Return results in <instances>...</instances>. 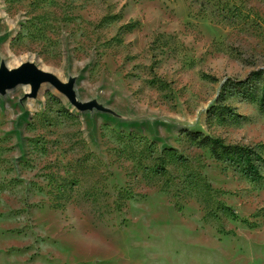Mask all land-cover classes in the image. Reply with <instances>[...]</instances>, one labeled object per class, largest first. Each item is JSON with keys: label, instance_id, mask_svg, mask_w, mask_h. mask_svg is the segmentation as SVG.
<instances>
[{"label": "rangeland", "instance_id": "374dc122", "mask_svg": "<svg viewBox=\"0 0 264 264\" xmlns=\"http://www.w3.org/2000/svg\"><path fill=\"white\" fill-rule=\"evenodd\" d=\"M27 62L95 106L0 96V264H264V159L189 136L264 152L257 99L208 117L264 73V0H0V66Z\"/></svg>", "mask_w": 264, "mask_h": 264}, {"label": "trees", "instance_id": "16d2710c", "mask_svg": "<svg viewBox=\"0 0 264 264\" xmlns=\"http://www.w3.org/2000/svg\"><path fill=\"white\" fill-rule=\"evenodd\" d=\"M240 95L244 98L257 99L259 104L264 106V73L260 71L250 72L245 79L228 80L221 86V93L217 99L216 105L208 112V117H224L225 110L224 102L228 97ZM189 136L200 145L208 148L210 153L216 160L227 159L234 163L238 168L242 169L248 177L256 179L259 176V169L256 162L263 161L264 155L255 148L240 147L237 145H225L220 138H212L203 133H189Z\"/></svg>", "mask_w": 264, "mask_h": 264}, {"label": "water", "instance_id": "95a60500", "mask_svg": "<svg viewBox=\"0 0 264 264\" xmlns=\"http://www.w3.org/2000/svg\"><path fill=\"white\" fill-rule=\"evenodd\" d=\"M43 86L61 93L73 107L80 110L95 106L92 102L79 100L75 78H69V81L65 83L50 71L41 70L32 62L11 69L4 64L0 66V96L2 97L7 96L14 90L29 87V91L23 95V99L36 98Z\"/></svg>", "mask_w": 264, "mask_h": 264}, {"label": "bare ground", "instance_id": "6f19581e", "mask_svg": "<svg viewBox=\"0 0 264 264\" xmlns=\"http://www.w3.org/2000/svg\"><path fill=\"white\" fill-rule=\"evenodd\" d=\"M47 70V69H46ZM47 71H49V70H47ZM26 89V93L29 91V87H27V88H25Z\"/></svg>", "mask_w": 264, "mask_h": 264}]
</instances>
